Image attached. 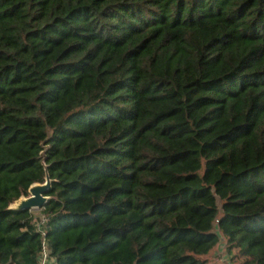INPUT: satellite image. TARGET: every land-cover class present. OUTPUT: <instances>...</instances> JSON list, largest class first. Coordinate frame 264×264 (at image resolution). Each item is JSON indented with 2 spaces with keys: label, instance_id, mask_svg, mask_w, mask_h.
<instances>
[{
  "label": "trees",
  "instance_id": "1",
  "mask_svg": "<svg viewBox=\"0 0 264 264\" xmlns=\"http://www.w3.org/2000/svg\"><path fill=\"white\" fill-rule=\"evenodd\" d=\"M41 216L54 264H264V0H0V264Z\"/></svg>",
  "mask_w": 264,
  "mask_h": 264
},
{
  "label": "water",
  "instance_id": "2",
  "mask_svg": "<svg viewBox=\"0 0 264 264\" xmlns=\"http://www.w3.org/2000/svg\"><path fill=\"white\" fill-rule=\"evenodd\" d=\"M51 185V179L48 174L45 176V181L43 183H34L28 189V196L16 200L11 208L18 210H40L44 207L48 196L46 195L49 192Z\"/></svg>",
  "mask_w": 264,
  "mask_h": 264
},
{
  "label": "built area",
  "instance_id": "3",
  "mask_svg": "<svg viewBox=\"0 0 264 264\" xmlns=\"http://www.w3.org/2000/svg\"><path fill=\"white\" fill-rule=\"evenodd\" d=\"M45 221V218L41 216L35 223L36 229L41 233L42 236V246L39 254L38 264H42V262H44L45 260L47 261V264H54L53 260L48 256L47 243L45 241V232L42 229Z\"/></svg>",
  "mask_w": 264,
  "mask_h": 264
},
{
  "label": "rangeland",
  "instance_id": "4",
  "mask_svg": "<svg viewBox=\"0 0 264 264\" xmlns=\"http://www.w3.org/2000/svg\"><path fill=\"white\" fill-rule=\"evenodd\" d=\"M25 196H21L19 199H21V198H24ZM15 204V203H14ZM35 215H38L39 214V210H33L32 211Z\"/></svg>",
  "mask_w": 264,
  "mask_h": 264
},
{
  "label": "clouds",
  "instance_id": "5",
  "mask_svg": "<svg viewBox=\"0 0 264 264\" xmlns=\"http://www.w3.org/2000/svg\"><path fill=\"white\" fill-rule=\"evenodd\" d=\"M42 264H47V261L45 260L44 262H42Z\"/></svg>",
  "mask_w": 264,
  "mask_h": 264
}]
</instances>
